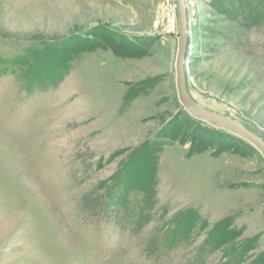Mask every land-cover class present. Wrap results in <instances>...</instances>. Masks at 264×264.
<instances>
[{"label":"rangeland","instance_id":"374dc122","mask_svg":"<svg viewBox=\"0 0 264 264\" xmlns=\"http://www.w3.org/2000/svg\"><path fill=\"white\" fill-rule=\"evenodd\" d=\"M184 1L189 97L264 141V0ZM178 38L176 0H0V264H264V156L180 103Z\"/></svg>","mask_w":264,"mask_h":264},{"label":"trees","instance_id":"16d2710c","mask_svg":"<svg viewBox=\"0 0 264 264\" xmlns=\"http://www.w3.org/2000/svg\"><path fill=\"white\" fill-rule=\"evenodd\" d=\"M116 197V207L109 206L104 199L97 194V191L92 190L83 195H81L79 199V208L83 213H87V215L94 219L93 223L96 224H106L113 223L117 227H122L123 222L128 220L129 226L127 230L129 231L131 236H134L141 232L149 223L152 221V217L148 211H139L136 214L130 212L123 205L124 199L123 194L115 192ZM150 199V200H149ZM149 203H147V210H152L154 205L150 203L152 200V196L147 197ZM121 206V210L117 209ZM125 226L123 229L126 230ZM142 252L148 259H153L154 261H158L160 256V247L157 242L153 239H150L148 242L144 244ZM235 260V255H232L227 262L223 264H231L232 261Z\"/></svg>","mask_w":264,"mask_h":264},{"label":"water","instance_id":"95a60500","mask_svg":"<svg viewBox=\"0 0 264 264\" xmlns=\"http://www.w3.org/2000/svg\"><path fill=\"white\" fill-rule=\"evenodd\" d=\"M177 4V24L179 31L178 38V48L175 58V79L176 88L178 93V99L184 108L189 112V114L202 121H206L209 124L221 127L230 132L236 134L237 136L243 138L253 146H255L259 152L264 156V141L257 135L247 130L241 124L233 121L227 117H223L216 113L210 112L198 106L189 97L186 90L185 74H184V58L186 55V48L188 45L187 36V21H186V9L183 0H176Z\"/></svg>","mask_w":264,"mask_h":264},{"label":"bare ground","instance_id":"6f19581e","mask_svg":"<svg viewBox=\"0 0 264 264\" xmlns=\"http://www.w3.org/2000/svg\"><path fill=\"white\" fill-rule=\"evenodd\" d=\"M184 1V0H183ZM184 4L186 5V8L185 9H187V4H186V2L184 1Z\"/></svg>","mask_w":264,"mask_h":264}]
</instances>
